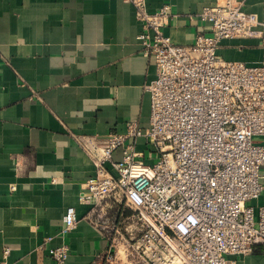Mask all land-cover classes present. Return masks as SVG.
<instances>
[{"label": "crops", "instance_id": "obj_1", "mask_svg": "<svg viewBox=\"0 0 264 264\" xmlns=\"http://www.w3.org/2000/svg\"><path fill=\"white\" fill-rule=\"evenodd\" d=\"M239 1L261 13L262 0ZM164 3L176 14L164 29L175 42L209 33L197 15L217 0H147L151 12ZM142 30L126 0H0V264H55L48 248L63 243L67 264H94L110 248L109 227L130 211L115 195L96 207L80 201L95 165L79 139L150 125L156 64ZM263 40L223 39L218 54L257 64ZM137 149L147 150L144 139ZM252 204L264 206V191ZM70 206L79 222L62 236ZM236 264H264L260 246Z\"/></svg>", "mask_w": 264, "mask_h": 264}, {"label": "built area", "instance_id": "obj_2", "mask_svg": "<svg viewBox=\"0 0 264 264\" xmlns=\"http://www.w3.org/2000/svg\"><path fill=\"white\" fill-rule=\"evenodd\" d=\"M126 1L142 23L138 39L155 59L156 77L146 87L148 127L129 121L125 132L79 139L95 165L80 201L96 207L115 195L130 211L109 227L111 246L100 258H116L117 239L136 264H236L256 246L264 257V206L252 204L264 191V52L253 65L218 54L223 39L264 37V0L260 14L239 0L204 7L197 16L209 33L198 31L190 45L164 31L176 16L171 3L151 12L147 0ZM141 138L147 150L137 149ZM78 222L68 207L61 235ZM48 253L67 264L70 246Z\"/></svg>", "mask_w": 264, "mask_h": 264}, {"label": "rangeland", "instance_id": "obj_3", "mask_svg": "<svg viewBox=\"0 0 264 264\" xmlns=\"http://www.w3.org/2000/svg\"><path fill=\"white\" fill-rule=\"evenodd\" d=\"M117 247L115 250L117 251L116 258L112 262L106 261V259L100 258L94 264H136L138 259H134L133 263H130V259L127 256L128 250L126 247L121 243L120 239L116 240Z\"/></svg>", "mask_w": 264, "mask_h": 264}]
</instances>
